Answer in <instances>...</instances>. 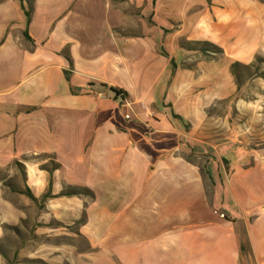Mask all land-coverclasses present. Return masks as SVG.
<instances>
[{
    "label": "crops",
    "instance_id": "obj_1",
    "mask_svg": "<svg viewBox=\"0 0 264 264\" xmlns=\"http://www.w3.org/2000/svg\"><path fill=\"white\" fill-rule=\"evenodd\" d=\"M128 4L133 36L120 1L0 0V171L22 169L20 192L0 179V264H264V211L230 187L251 150L208 113L246 82L233 63L264 61V0Z\"/></svg>",
    "mask_w": 264,
    "mask_h": 264
},
{
    "label": "rangeland",
    "instance_id": "obj_2",
    "mask_svg": "<svg viewBox=\"0 0 264 264\" xmlns=\"http://www.w3.org/2000/svg\"><path fill=\"white\" fill-rule=\"evenodd\" d=\"M115 1V0H114ZM123 2L124 14L126 16V25L122 28H115V32L124 36H133L138 31L137 19L140 16L139 8L133 5H126L128 0H116ZM118 4V3H117ZM264 61L257 59L254 63V69H241L238 72V81L244 83L241 90L236 93L233 100L227 104L226 101L218 102L212 109L208 111L217 124V130L223 139V132L226 136H233L234 139L240 140L245 143L251 150L252 157L250 162L245 166V170L251 173L245 176L237 175L234 177L230 187L234 190L235 194L241 198L240 207L251 208V218L254 217L253 212L264 211V168H253L255 162L264 161ZM259 68V72H258ZM236 80V79H235ZM226 127V130H225ZM224 130V131H223ZM225 137V136H224ZM203 162L208 161V154H202ZM225 166L224 172L226 176L234 170L230 169L224 163V160L218 157ZM252 167V168H250ZM205 175V174H204ZM22 178L21 166L17 163L12 164L8 170L0 171V179H5L6 184L10 187L11 192H20L18 186ZM213 185L210 183L205 184V192L210 198ZM16 203H20L19 200ZM213 215L222 213L218 208L211 207ZM224 218L226 215L224 214ZM223 218V219H224ZM15 227L11 228L10 240L14 241L15 237L19 234L14 232ZM17 235V236H16ZM12 253L13 249L8 250ZM248 257V252H242V258ZM93 264V263H92Z\"/></svg>",
    "mask_w": 264,
    "mask_h": 264
},
{
    "label": "trees",
    "instance_id": "obj_3",
    "mask_svg": "<svg viewBox=\"0 0 264 264\" xmlns=\"http://www.w3.org/2000/svg\"><path fill=\"white\" fill-rule=\"evenodd\" d=\"M186 47L190 48V49H193V50H206V51H211L215 54H220L221 53V49L212 45V44H209L207 42H195V43H188L186 44ZM254 68V64L250 65V66H243V65H240L239 63H233L231 65V72L232 74L234 75L235 79H236V84L239 88V86L242 84V82L238 81L237 79V75H238V72L239 70L241 69H253ZM110 92L113 94V96L115 98H120L122 100L125 99L126 97V92L121 90V89H115V88H111L110 89ZM24 194H26V196H28L30 199H32L33 201H35L33 195L30 193L29 190H26L23 192Z\"/></svg>",
    "mask_w": 264,
    "mask_h": 264
},
{
    "label": "built area",
    "instance_id": "obj_4",
    "mask_svg": "<svg viewBox=\"0 0 264 264\" xmlns=\"http://www.w3.org/2000/svg\"><path fill=\"white\" fill-rule=\"evenodd\" d=\"M125 104H126L127 106H130V103H129V102H125ZM129 118H130V115H129V114H126V115H125V119H129ZM220 216H221V217H224L223 214H220Z\"/></svg>",
    "mask_w": 264,
    "mask_h": 264
}]
</instances>
